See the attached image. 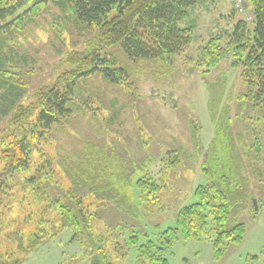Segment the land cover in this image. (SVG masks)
Here are the masks:
<instances>
[{"label": "trees", "instance_id": "trees-1", "mask_svg": "<svg viewBox=\"0 0 264 264\" xmlns=\"http://www.w3.org/2000/svg\"><path fill=\"white\" fill-rule=\"evenodd\" d=\"M221 1L0 0V113L10 116L4 135L8 144L2 149L0 160V187L17 173L33 168L25 182L32 184L33 189L43 190L44 196L51 198V210L58 212L57 219H53L51 213L46 217L47 211L43 207L37 215L30 212L31 215L23 220L15 219L7 216L12 212L2 210L0 200V233L6 230L5 238L12 241V248L0 252V264H24L27 254L34 251L43 239L66 229L72 231L69 242H79L84 247L89 264H116L106 244L109 227L98 230L100 215L95 209L115 204L126 214L136 215L138 205L131 187H136L142 197L148 191L160 190L153 178L141 176L136 179L134 171L127 169L120 159L92 147L83 155H77L76 159L73 155L54 156L40 150V161L35 163L33 153L46 143L43 141L49 140L50 130L83 108L81 100L84 97L78 89L80 80L94 74H100L113 84L130 85L132 80L115 57L96 47L86 49L80 53L83 56L78 68L67 70L54 84L39 90L36 98L40 104L32 122L33 105L20 104L27 90L19 70H23L29 60L10 43L9 35L34 22L44 8L54 6L66 24L82 33L97 31L98 36H104L109 43L118 42L134 61L156 58L171 64L173 57L184 52L194 41L195 27L189 22L193 7L199 4L216 6ZM248 4L254 20L249 22L242 17L235 22L232 31L217 32L201 46L195 60L209 72L225 57L231 58V67H241V79L246 86V91L240 94L241 101L249 103L248 106L261 114V129L243 148V157L249 160L248 164L242 159L230 127L227 125L226 131L218 123L217 134L209 148L211 152L206 158L208 167L204 168L213 179L196 187L197 201L179 211L176 226L163 230L158 242L147 234L144 242L140 241L139 234L131 235L129 242L137 247L138 264H169L165 251L177 241L180 232L186 238L213 237L215 255L220 258L228 244L242 241L247 230L244 222L227 228L229 217L247 210L251 198V210L255 214L264 207V0H248ZM232 7L233 14L237 13ZM227 13L220 11L219 16L224 17ZM206 82L212 101L213 82ZM212 110L217 113V108ZM228 143L233 144L231 149H227ZM169 161V167H174L178 159ZM250 175H255L254 178L262 184L259 193L254 192L256 188ZM62 176L69 180L73 178L76 184L87 185L88 192L77 194L74 189L64 187ZM122 194L126 198H119ZM253 198L257 199L258 209ZM17 204L14 196L8 211L15 212ZM209 219L213 224L211 228ZM3 243L0 240V248H5ZM123 247L120 241L116 242L118 250ZM127 254L124 251L121 258H126Z\"/></svg>", "mask_w": 264, "mask_h": 264}, {"label": "rangeland", "instance_id": "rangeland-1", "mask_svg": "<svg viewBox=\"0 0 264 264\" xmlns=\"http://www.w3.org/2000/svg\"><path fill=\"white\" fill-rule=\"evenodd\" d=\"M224 1L225 12L218 8ZM220 11L228 13L222 17ZM60 13L54 6L46 7L34 22L9 35L10 43L29 60L27 66L19 70V75L27 90L20 104L33 105L30 121L34 122L38 112L40 101L36 95L39 90L54 84L67 70L78 68L83 56L80 53L86 49L96 47L115 57L129 72L132 84H113L100 74L80 80L78 89L84 97L81 100L83 108L52 128L49 140L43 141L46 143L34 151L33 157L38 163L40 150H43L54 156L73 155L76 159L77 155H83L92 147L120 159L127 169L134 171L136 179L148 176L156 181L160 190L148 191L149 195L143 197L136 187H131L139 217L138 213L126 214L115 204L95 209L100 215L98 230L109 227L106 244L112 260L116 264H138L137 247L129 242L131 235L139 234L140 241L144 242L147 234L158 242L163 230L176 226L179 211L197 201L196 187L213 179L204 168L208 167L206 158L211 152L209 148L217 134L218 123L226 131L227 125L230 127L242 159L248 164L249 160L243 157V148L261 129V114L248 106L249 103L241 101L240 94L246 91L241 67H231V58L225 57L209 72L195 61L201 46L210 37L221 30L232 31L235 22L243 15L233 14L228 0H222L216 6L196 5L189 18L195 27L194 41L184 52L176 54L171 64H167L156 58L134 61L118 42L109 43L104 36L99 37L97 31L79 32L61 20ZM206 80L213 82L212 101ZM212 108H217V113L214 114ZM9 118L0 113V160L2 149L8 144L4 135ZM232 146V143L226 145L227 149ZM173 158L178 159L177 164L169 167V160ZM33 171L31 168L19 172L0 187L2 210L12 212L7 214L8 217L23 220L30 212L37 215V211L45 207L46 217L51 213V217L57 219L58 212L52 211L49 204L51 198L45 197L43 190L33 189L32 184L25 182ZM250 177L256 188L254 192L262 191V184L254 178L255 175ZM63 186L74 189L77 194L88 192L87 185L76 184L73 178L63 177ZM12 196L18 202L15 212L8 211V206L13 203ZM119 198L126 197L122 194ZM251 207L252 198L247 210L229 217L227 228L244 222L247 230L240 243L228 244L222 257L215 255L213 237L186 238L180 232L177 241L165 251L169 264H264V207L259 208L257 214ZM208 221L211 228L212 221ZM5 232L0 233L5 246L0 252L12 248ZM71 236L72 231L66 229L54 237H46L27 254L24 264H89L84 247L79 242H69ZM117 241L124 246L120 250L116 248ZM124 251L128 254L121 258Z\"/></svg>", "mask_w": 264, "mask_h": 264}, {"label": "built area", "instance_id": "built-area-1", "mask_svg": "<svg viewBox=\"0 0 264 264\" xmlns=\"http://www.w3.org/2000/svg\"><path fill=\"white\" fill-rule=\"evenodd\" d=\"M235 9L242 15H244L247 21L254 20V13L248 9L247 0H231Z\"/></svg>", "mask_w": 264, "mask_h": 264}, {"label": "crops", "instance_id": "crops-1", "mask_svg": "<svg viewBox=\"0 0 264 264\" xmlns=\"http://www.w3.org/2000/svg\"><path fill=\"white\" fill-rule=\"evenodd\" d=\"M228 2L232 5V2H231V0H228ZM226 3H225V1L224 2H222L220 5H219V9H221L222 11H224V10H226L225 9V5ZM233 6V5H232ZM203 10H204V7H203ZM225 12V11H224ZM214 27V26H213ZM212 28V27H211ZM213 30H215V29H213Z\"/></svg>", "mask_w": 264, "mask_h": 264}, {"label": "water", "instance_id": "water-1", "mask_svg": "<svg viewBox=\"0 0 264 264\" xmlns=\"http://www.w3.org/2000/svg\"><path fill=\"white\" fill-rule=\"evenodd\" d=\"M253 203H254V205H255V208L256 209H258L259 208V206H258V202H257V199H253Z\"/></svg>", "mask_w": 264, "mask_h": 264}]
</instances>
